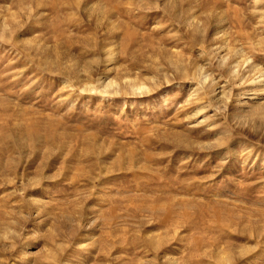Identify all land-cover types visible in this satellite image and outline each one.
<instances>
[{
	"label": "rangeland",
	"instance_id": "1",
	"mask_svg": "<svg viewBox=\"0 0 264 264\" xmlns=\"http://www.w3.org/2000/svg\"><path fill=\"white\" fill-rule=\"evenodd\" d=\"M0 264H264V0H0Z\"/></svg>",
	"mask_w": 264,
	"mask_h": 264
}]
</instances>
